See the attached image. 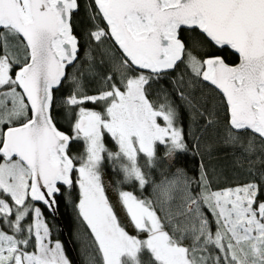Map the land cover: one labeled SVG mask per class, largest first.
Masks as SVG:
<instances>
[{
	"label": "snow or ice",
	"instance_id": "6c2138e0",
	"mask_svg": "<svg viewBox=\"0 0 264 264\" xmlns=\"http://www.w3.org/2000/svg\"><path fill=\"white\" fill-rule=\"evenodd\" d=\"M80 7V0H0V264H70L35 204L55 212L57 195L77 186L75 207L102 264H144V256L148 264H264V168L250 167L255 181L223 190L212 189L202 162L198 179L177 168L172 179L150 180L161 147L173 162L190 149L179 107L166 95L159 107L148 98L151 82L183 63L223 94L224 143L243 147L245 158L257 148L264 156V0H88L87 35L112 61L107 74L91 62L81 71L72 24ZM208 45L234 50L238 63L197 55ZM85 74L100 76L95 94ZM65 80L73 84L62 101L71 135L52 111ZM78 143L83 151L73 154ZM109 164L121 183L153 185L154 199L119 193L134 234L105 196L101 173ZM177 187L184 203L173 211Z\"/></svg>",
	"mask_w": 264,
	"mask_h": 264
},
{
	"label": "trees",
	"instance_id": "16d2710c",
	"mask_svg": "<svg viewBox=\"0 0 264 264\" xmlns=\"http://www.w3.org/2000/svg\"><path fill=\"white\" fill-rule=\"evenodd\" d=\"M88 0H80V10L72 18L74 35L79 41V56L78 63L82 65L81 71L87 68L88 64L94 63L96 71L101 74H107L112 61L104 55L101 47L97 46L95 41H89L87 33L93 30L94 21L89 18V13L85 9V4ZM101 26L104 22L100 21ZM105 44L103 47H107ZM212 55L220 56L228 65H234L238 62V58L227 49L218 50L211 45L206 46L205 49L197 53V55ZM118 56L119 53H116ZM89 57L92 60H89ZM12 72L14 76L15 71ZM69 76L72 75L73 69L68 68ZM147 74V73H146ZM84 85L88 94H95L96 90L101 86L100 76L93 78L85 74ZM151 84L157 90L158 96L164 103L165 95L168 101L173 106H178L182 116V127L186 135L187 144L189 145V152L181 154L174 166L164 178H159V165L164 159V149L161 147L158 150V160L156 167L149 170L150 180L155 183H160L165 179H172L173 174L177 168L184 169L186 175L193 179L199 178L201 162L207 167L209 172V179L211 180V187L213 190L224 189L227 187H234L243 183H249L257 179L256 175L250 174L249 168L253 172H258L264 165L259 163L260 158H264L259 148L250 157L245 158L243 147L240 145L232 146L226 145L224 141L228 136V115L225 103L222 97L209 85L202 81V78L195 77L191 70L185 64L179 63L174 71H170L168 75L161 80H153ZM73 84L71 80H65L58 91L55 92L57 99L56 106L53 108V115L57 128L71 135V122L66 113V109L62 103L63 98L70 95ZM180 93H183L191 101L194 108L181 98ZM158 105V107H159ZM92 108V104L86 105ZM203 113V115H200ZM207 119L213 121L211 126L205 127ZM180 127V124H177ZM196 137L199 138V152L193 147L197 143ZM243 145L248 143V137L243 138ZM211 145V149H209ZM106 146L115 151L114 142L111 139L106 141ZM83 151L82 144L73 145V154ZM249 159L253 163L249 164ZM102 173L108 176L112 183L114 192L119 194L121 191H129L134 195L144 198H155L153 193V185L146 186L147 190L140 189L138 186L129 183H121L122 177L114 170L112 165H107L102 169ZM195 187V185H193ZM172 200L169 206L173 211L182 210L181 205L183 201V192L180 187H177L172 192ZM58 207L56 209L58 218L66 233V236L72 246L78 264H102V259L98 253L94 239L90 231L78 216L75 207L79 200V191L77 187L71 190L69 195L67 189H64V194L56 197ZM264 199V197H261ZM41 208L44 219L53 234V236L61 241L59 226L52 216ZM31 223L32 217L27 218ZM31 250V249H30ZM144 264H148V257H143Z\"/></svg>",
	"mask_w": 264,
	"mask_h": 264
},
{
	"label": "rangeland",
	"instance_id": "374dc122",
	"mask_svg": "<svg viewBox=\"0 0 264 264\" xmlns=\"http://www.w3.org/2000/svg\"><path fill=\"white\" fill-rule=\"evenodd\" d=\"M146 74V73H145ZM14 77V76H13ZM19 90V89H18ZM148 93H149V100L152 101L154 103V105H156L158 107L159 103L161 102V99L160 97L158 96V93H157V90L155 89V87L151 84L150 87H148ZM10 106V105H9ZM161 124H163V121L160 120L159 121ZM177 160V159H176ZM176 160L173 162L172 160H169L167 158H164L162 160V162L160 163L159 165V178H164L170 171V169L174 166V164L176 163ZM75 175L74 174V178H75ZM102 175V183H103V186H104V189H105V196L107 197V199L109 200V203L113 206V209H114V212L115 214L117 215L118 217V220L119 222L126 227V230L129 232V233H133L134 234V230L133 228L131 227V225L129 224V221H128V218L126 216V211L123 209L122 205H121V202H120V196L119 194H117L116 192H114L113 188H112V183H111V180L108 176L104 175L103 173H101ZM244 184H247V183H243V184H240V185H237V186H242ZM236 187V186H234ZM227 188H230V187H227ZM77 189H78V186H77ZM225 189V188H224ZM219 190H223V189H219ZM79 191V189H78ZM36 207H39L37 205H35ZM42 217H43V220L45 221L44 219V216L42 214ZM46 222V221H45ZM47 224V223H46ZM86 225V224H85ZM87 227V225H86ZM50 230V229H49ZM89 230V229H88ZM90 231V230H89ZM49 239L52 243V245H54L57 241H59L63 247V244L60 240L56 239L53 234L51 233L50 231V236H49ZM64 249V252H65V255L66 257L69 259L70 261V258L65 250V248L63 247ZM70 264L71 261H70Z\"/></svg>",
	"mask_w": 264,
	"mask_h": 264
},
{
	"label": "water",
	"instance_id": "95a60500",
	"mask_svg": "<svg viewBox=\"0 0 264 264\" xmlns=\"http://www.w3.org/2000/svg\"><path fill=\"white\" fill-rule=\"evenodd\" d=\"M216 49H218V50H222V49H227V50H229L232 54H234L237 58H238V54H236V53H234V50H232V49H230V48H227V47H225V48H218V47H215ZM238 63V62H237ZM145 73H147V70H145ZM14 76H15V74H14ZM203 81V80H202ZM204 83H206L207 85H209L210 87H212L221 97H222V99H223V101H224V103H225V106H226V109H227V105H226V101H225V99L223 98V94L219 91V89H216L215 88V86L214 85H211L210 84V82H207V81H203ZM227 115H228V120H229V114H228V111H227ZM65 189H66V187H65ZM57 196H59V195H57ZM35 205H37V206H42L43 208H45L46 209V211L52 216V218L56 221V223L58 224V226H59V230H60V237H61V242H62V244H63V247L65 248V250H66V252H67V254H68V256H69V258H70V261H71V263L72 264H78L77 263V260H76V257H75V254H74V251H73V249H72V246H71V244H70V242H69V240H68V238H67V236H66V233H65V231H64V229H63V227H62V224H61V222H60V220H59V218H58V215H57V212L55 211V212H51L45 205H43L42 203H40V202H36V204Z\"/></svg>",
	"mask_w": 264,
	"mask_h": 264
}]
</instances>
